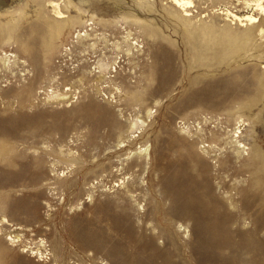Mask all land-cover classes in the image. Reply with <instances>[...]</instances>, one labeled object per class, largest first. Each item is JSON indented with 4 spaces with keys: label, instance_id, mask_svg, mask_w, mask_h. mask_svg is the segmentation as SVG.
Listing matches in <instances>:
<instances>
[{
    "label": "rangeland",
    "instance_id": "rangeland-1",
    "mask_svg": "<svg viewBox=\"0 0 264 264\" xmlns=\"http://www.w3.org/2000/svg\"><path fill=\"white\" fill-rule=\"evenodd\" d=\"M190 1L0 0V264H264V0Z\"/></svg>",
    "mask_w": 264,
    "mask_h": 264
},
{
    "label": "bare ground",
    "instance_id": "bare-ground-1",
    "mask_svg": "<svg viewBox=\"0 0 264 264\" xmlns=\"http://www.w3.org/2000/svg\"><path fill=\"white\" fill-rule=\"evenodd\" d=\"M176 3H178L179 5H181L182 7L183 6H189L190 5V0H174ZM258 8L261 10V11H264V4H261L260 1L256 2L255 3ZM72 22H75L77 19H70ZM13 21V20H11ZM246 21H248L247 23L248 24H251L246 31H244V34H243V38L241 39L243 43L249 41L251 39V36L254 34V32H258V33H263V27L260 26L259 24V19H255V16L249 14L246 16ZM257 22V23H255ZM9 22H7V28H6V33L8 35H11L10 33H12L13 31V28L14 25H9L8 24ZM15 23V22H14ZM51 23V29H50V32H49V37H50V45L51 44H54V40L55 38L61 33L63 27L62 25L60 26V23L57 19L55 20H52L50 21ZM16 26V25H15ZM3 30V29H1ZM231 43V44H230ZM227 41L226 45L224 46L225 47V50L224 51H227V49L229 48V45H232L233 42H230Z\"/></svg>",
    "mask_w": 264,
    "mask_h": 264
}]
</instances>
